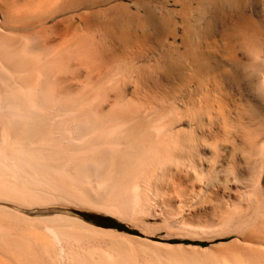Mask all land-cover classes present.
<instances>
[{
  "label": "bare ground",
  "instance_id": "bare-ground-1",
  "mask_svg": "<svg viewBox=\"0 0 264 264\" xmlns=\"http://www.w3.org/2000/svg\"><path fill=\"white\" fill-rule=\"evenodd\" d=\"M260 1L0 0V264H264Z\"/></svg>",
  "mask_w": 264,
  "mask_h": 264
},
{
  "label": "rangeland",
  "instance_id": "rangeland-1",
  "mask_svg": "<svg viewBox=\"0 0 264 264\" xmlns=\"http://www.w3.org/2000/svg\"><path fill=\"white\" fill-rule=\"evenodd\" d=\"M162 1H165V0H162ZM257 1H258V0H257ZM260 2H262V0H261ZM260 2H258V4L255 3L258 9H259L258 5H259ZM169 3L172 4L171 1H170ZM170 6L173 7V5H170ZM259 6H260V5H259ZM203 9H205V8H203ZM192 15H194V14H192ZM203 18H205V17H201V19H200L201 21L194 22V24H196V25H195L196 27H199V26L202 25L203 20H205V19H203ZM202 19H203V20H202ZM90 215H91V218L94 217V219H98V220H100V221H105L106 219H110V218L113 219L112 217L104 216V215H97V214H90ZM227 240H228V238L222 239V241H227ZM178 242H180V241H179V240H175L173 243H178ZM208 243H209V242H205V243H203V245L206 246V245H208Z\"/></svg>",
  "mask_w": 264,
  "mask_h": 264
}]
</instances>
